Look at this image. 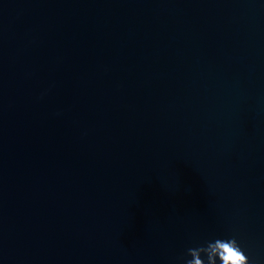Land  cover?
<instances>
[{
	"label": "water",
	"instance_id": "1",
	"mask_svg": "<svg viewBox=\"0 0 264 264\" xmlns=\"http://www.w3.org/2000/svg\"><path fill=\"white\" fill-rule=\"evenodd\" d=\"M230 240L264 264V0H0V264Z\"/></svg>",
	"mask_w": 264,
	"mask_h": 264
},
{
	"label": "clouds",
	"instance_id": "2",
	"mask_svg": "<svg viewBox=\"0 0 264 264\" xmlns=\"http://www.w3.org/2000/svg\"><path fill=\"white\" fill-rule=\"evenodd\" d=\"M230 242H231V245H232L233 250H234L236 253H239L241 256L244 257V262H243V264H246V257L242 254V251H241V249L238 247V245L236 244L235 240H230ZM207 258H210V259L212 260V264H217V262H218V264H225V262L219 260V258H217V257L215 256V253L212 252V251H208V252H207ZM187 261H188V260H187ZM189 264H190V262H189ZM226 264H231V261L226 262Z\"/></svg>",
	"mask_w": 264,
	"mask_h": 264
}]
</instances>
